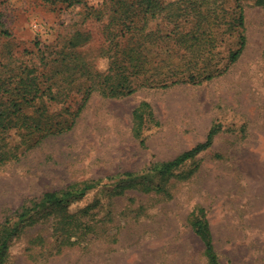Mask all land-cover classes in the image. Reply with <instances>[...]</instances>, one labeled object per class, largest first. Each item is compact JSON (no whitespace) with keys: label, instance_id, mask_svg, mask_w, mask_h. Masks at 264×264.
<instances>
[{"label":"rangeland","instance_id":"obj_1","mask_svg":"<svg viewBox=\"0 0 264 264\" xmlns=\"http://www.w3.org/2000/svg\"><path fill=\"white\" fill-rule=\"evenodd\" d=\"M103 1L0 0V61L18 70L36 66L42 51L49 54L61 36L81 30L88 39L80 49L106 71L109 59L99 52L107 43L108 13L87 16ZM236 2L225 0L226 19L215 26L213 78L144 85L120 97L98 90L87 102L71 90L61 97L68 116L76 115L70 128L62 120L55 134L20 137L12 131V155L0 163V222L26 226L11 240L8 264H209L192 227L201 209L222 264H264V6L241 0L247 44L231 61L240 34L226 23ZM50 70L39 69L40 79ZM58 103L46 102L53 122L67 117L64 102ZM141 104L149 106L137 127L134 111ZM214 124L220 129L209 149L171 174L152 169L205 141ZM100 180L102 188L69 206L71 212L89 208L80 220L87 227L69 240L62 238L61 210L48 208L36 221L19 219L46 192ZM130 180L137 184L121 194L119 186Z\"/></svg>","mask_w":264,"mask_h":264},{"label":"trees","instance_id":"obj_2","mask_svg":"<svg viewBox=\"0 0 264 264\" xmlns=\"http://www.w3.org/2000/svg\"><path fill=\"white\" fill-rule=\"evenodd\" d=\"M66 1L73 5L86 0ZM236 1V12L233 11L226 23L231 30L240 34L239 48L231 52V61L238 59L247 44V37L242 33L245 27L244 8L241 0ZM224 3L225 0H104L99 9L88 8L91 11L87 16L90 17L97 13L96 16L102 19L104 13H108L107 18H103L107 43L99 52L100 56L109 59L106 71L97 70L96 65L89 61L88 54L80 49L88 39V34L81 30L61 36V41L52 47L49 54L42 51L41 63L36 66L25 65L18 70L0 61V163L12 155L8 138L13 130L20 137L32 133L43 136L61 132L62 120H67L65 123L69 125L65 129L75 123L76 115L72 113L68 116L70 107H64L66 100L61 98L71 90L82 92L87 102L90 95L98 90L105 96L120 97L144 85L156 83L167 87L191 81L198 84L213 78L220 34L215 26L226 19ZM256 3L264 6V0H256ZM99 13H103V16H99ZM48 66L51 67L50 76L41 80L38 71ZM47 101L53 105L63 101L64 110L61 112L67 117L56 120L55 115L53 122ZM148 106L141 104L134 111L135 126L141 125L142 112ZM219 129L214 124L205 141L174 159L154 164L152 169L163 175L171 174L175 168L209 149ZM124 175L133 179L135 173L125 172ZM131 181L119 186L121 194L137 184ZM103 185L100 180L72 186L63 192H46L40 201L25 206L19 219L22 222L36 221L38 216H47L48 208L61 210L64 212L60 220L64 229L62 238L69 240L71 233L76 235L79 229L86 226L80 220L89 213L88 207L71 212L69 206ZM201 213L192 220L193 230L203 241L209 264H222L209 218L204 209H201ZM9 222H0V264H8L11 240L26 226L20 228L17 223L12 226Z\"/></svg>","mask_w":264,"mask_h":264}]
</instances>
